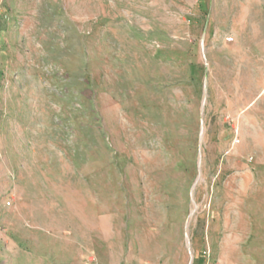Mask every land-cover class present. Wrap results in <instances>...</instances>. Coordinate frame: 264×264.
I'll list each match as a JSON object with an SVG mask.
<instances>
[{"label":"rangeland","instance_id":"1","mask_svg":"<svg viewBox=\"0 0 264 264\" xmlns=\"http://www.w3.org/2000/svg\"><path fill=\"white\" fill-rule=\"evenodd\" d=\"M232 235L264 264V0H0V264Z\"/></svg>","mask_w":264,"mask_h":264},{"label":"bare ground","instance_id":"2","mask_svg":"<svg viewBox=\"0 0 264 264\" xmlns=\"http://www.w3.org/2000/svg\"><path fill=\"white\" fill-rule=\"evenodd\" d=\"M232 232L235 233L234 231H232ZM237 240H238V236L237 235L230 236V238L227 241L226 247L224 248V251H223L225 255L221 258L220 264H247L248 263L247 258H246L247 255H246V251L245 250L242 252V254H243L242 256L244 257V261H245V262H243L241 260V258L239 257L240 254L238 256L236 254L237 252H235V250L232 248V246H235L234 244L237 243Z\"/></svg>","mask_w":264,"mask_h":264},{"label":"built area","instance_id":"3","mask_svg":"<svg viewBox=\"0 0 264 264\" xmlns=\"http://www.w3.org/2000/svg\"><path fill=\"white\" fill-rule=\"evenodd\" d=\"M231 38H229V40H230Z\"/></svg>","mask_w":264,"mask_h":264}]
</instances>
